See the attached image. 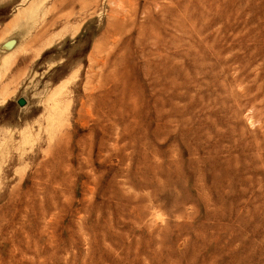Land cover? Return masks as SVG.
<instances>
[{
    "label": "rangeland",
    "instance_id": "obj_1",
    "mask_svg": "<svg viewBox=\"0 0 264 264\" xmlns=\"http://www.w3.org/2000/svg\"><path fill=\"white\" fill-rule=\"evenodd\" d=\"M0 264H264V0H0Z\"/></svg>",
    "mask_w": 264,
    "mask_h": 264
},
{
    "label": "water",
    "instance_id": "obj_2",
    "mask_svg": "<svg viewBox=\"0 0 264 264\" xmlns=\"http://www.w3.org/2000/svg\"><path fill=\"white\" fill-rule=\"evenodd\" d=\"M19 102L22 103V99H19Z\"/></svg>",
    "mask_w": 264,
    "mask_h": 264
},
{
    "label": "bare ground",
    "instance_id": "obj_3",
    "mask_svg": "<svg viewBox=\"0 0 264 264\" xmlns=\"http://www.w3.org/2000/svg\"><path fill=\"white\" fill-rule=\"evenodd\" d=\"M128 11V10H127ZM127 13V12H126Z\"/></svg>",
    "mask_w": 264,
    "mask_h": 264
}]
</instances>
